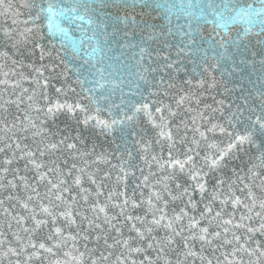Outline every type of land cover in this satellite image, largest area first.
<instances>
[{"label": "snow or ice", "instance_id": "1", "mask_svg": "<svg viewBox=\"0 0 264 264\" xmlns=\"http://www.w3.org/2000/svg\"><path fill=\"white\" fill-rule=\"evenodd\" d=\"M136 2L124 0L123 8L135 11ZM95 3L20 0L17 6L12 0H0V16L13 17L10 25L0 28L4 46L11 43L22 56L31 46L39 49L40 60L48 61L27 65L31 69L28 75L17 70L25 68L20 60L0 65L4 77L0 85L5 86L0 91V216L6 225V230L0 229V264H196L197 259L200 264H264V82L254 93L242 92L241 103H229L226 95L215 101V107L205 104L201 108L200 90L206 84L215 89V77L211 83L204 78L195 84L191 78L174 83L171 71H180V61L169 62L170 56L159 47H174L168 43L169 36L176 38L171 17L181 15L188 18V31L176 26L178 56L186 49L189 53L202 51L200 34L206 24L225 31L232 25H246L243 32H237L236 40L221 38L219 46L225 52L229 43L243 40L254 28L259 29L258 36H264V0H259V7L243 0H141L144 9L156 12L167 24L157 25L155 18L140 24L130 14L123 18L127 27L139 29L140 43L148 45L140 47L139 80L153 88L144 96L140 84L129 81L134 88L127 98L116 67L105 63L114 59L107 54L111 51L108 37L121 30L116 23L108 24L111 16L99 23L91 18ZM20 8L26 10L23 21L16 19L25 14ZM85 17L89 25H95L92 37L84 35L88 29L83 24H76ZM120 19L117 16L115 21ZM45 21L52 37H67L61 21L76 25L82 33L72 45L74 59L83 60L75 68L79 92L67 83L69 68L61 52H54L55 45L49 50L41 42L46 39ZM20 23L25 25L22 30ZM108 26L112 33H107ZM85 39L96 40V46L81 56ZM209 39L216 43L211 34ZM7 55L0 53V57ZM251 55L261 58L264 81V47ZM160 59L165 62L160 64ZM146 60L150 63L145 67ZM251 63L255 68V60ZM158 69L169 72L168 80L160 76L148 81L147 75ZM30 78L34 87L25 88L24 81ZM53 80L60 86L55 87ZM52 87L54 101L48 95ZM117 89L120 103H109ZM229 91L225 89V93ZM153 96L157 98L151 99ZM41 100L42 108L38 106ZM61 113L73 117L74 135L49 126V118L54 121ZM144 117L150 129L143 126ZM85 130L89 136L84 135ZM216 132L229 138L226 148L210 141ZM204 146L216 151L201 155ZM238 153L247 161L243 169L232 168L229 174L227 160L230 156L239 159ZM98 164L107 167L101 169ZM130 178L137 181L131 191ZM7 230H11V239ZM81 241L84 251L78 247ZM89 242L95 247L90 249ZM65 248L69 250L63 251ZM229 248L231 251L220 252L223 260L204 255L207 249L214 254ZM240 254L247 261L238 258Z\"/></svg>", "mask_w": 264, "mask_h": 264}, {"label": "water", "instance_id": "2", "mask_svg": "<svg viewBox=\"0 0 264 264\" xmlns=\"http://www.w3.org/2000/svg\"><path fill=\"white\" fill-rule=\"evenodd\" d=\"M123 2L124 0H96V3L93 5L96 9L95 13L92 15V19L96 20L97 23L100 22L101 19L107 20L109 16L113 18V20H109L108 24L111 25L112 23H116V26L121 30L115 33L114 36H109V45L111 47V51H108L109 57H114L111 61H105V63H112L116 67V74L122 79V83L120 84V88H122L124 93V98H127V95L131 93L132 89L134 88V84L130 85L129 81H134L135 83L140 84L141 91L144 96H148L149 91H152L153 88L151 84H146L145 81L139 80V74H141L142 69L138 66V61L140 58V47H148V45H144L140 43V33L139 29H133L135 26L133 25L131 28L127 27L123 23V18L127 15H135L137 18V22L140 24H143V21L145 19H148L151 23L153 21V18H155V23L160 26H164L167 24V21L163 19V17H157L156 12H149V10L143 8V4L141 3V0H137L135 5V11H133L131 8L124 9L123 8ZM130 2V0H129ZM245 4L252 3L254 7H259V0H243ZM12 3L19 6L20 0H12ZM101 3H103L104 6H101ZM19 11L21 13H25L24 15H21L19 17H16L18 21H23L27 19L26 10L23 8H20ZM81 14H83L81 12ZM119 16L121 19L119 22L115 21V18ZM12 16H0V28L10 25L12 21ZM88 17H85L84 21H77L76 24H83L84 28L88 29L84 35L86 37H92V29L95 27V25H89L87 23ZM188 20L187 17H184L181 15L179 19H177L175 16L171 17V28L173 30V35L176 36L175 39H173L171 36L168 37V43H171L174 45L173 48L168 49L165 45H160V49H162L163 53L170 56L169 62H174L179 60L180 63L177 65V67L180 69L179 72H176L175 70L171 71V76L174 78L173 82L177 84H182L185 80L191 78L193 80V84H195L196 80L200 78H204L208 81V83L212 82V77H215V81L217 83V87L215 89L208 88L207 84L205 85V89H201V96L200 99L202 101L200 107L203 108L205 104L212 105L213 107L216 106L215 101L224 99L225 96H230V99L228 100L229 103L235 102V103H241L242 102V96L241 93L252 91L253 93L259 89L260 84L264 81L261 80V73H260V57L255 56L253 57L251 53L253 51H257L258 49L264 47V36H258L259 29L254 28L252 32L248 34L247 37H245L243 40H237L236 43H229L227 47V52H225V49L223 47H220L219 44L221 42V38L224 40L232 41L236 40L237 32H243V29L246 27L245 24L240 23L237 25H232L229 27L228 31H225L223 28H215L214 26L210 24L203 25V32L200 34L204 38V43L200 45L202 51H198L196 53H189L187 49L184 53L177 55V48L175 45L179 44L180 42V35H179V29H177V25H181L184 29V31H188V24L186 21ZM47 22H44V28L43 32L46 37L45 40L41 41L45 47L49 50L52 49V45H55V51H60L62 54V58H64L68 63V80L67 83L71 84L73 87L77 89V92L80 91L79 86L75 84L76 80V74H75V68L79 67L81 63H83V60L81 59H74V54L72 51V45L74 41L79 42L81 37V32L76 29V25L69 24L67 22L61 21V27L67 29V37L61 36L57 34L56 37H52L49 33L47 27ZM30 26V25H29ZM16 27V26H13ZM18 27L22 30L25 25L20 23ZM113 28L111 26L107 27V33H112ZM124 32H128L129 35L127 37L124 36ZM216 32H219L220 35H216ZM209 34L214 37L216 43L213 44V40L209 39ZM0 35H2V32H0ZM147 36V33H145V37ZM49 40L51 43H49ZM96 40H99V37L96 38ZM96 40H90L85 39L83 41V44L81 46L80 55L84 56V53L86 51H90L92 47L96 46ZM185 43H187V37H184ZM61 42L63 43V47L61 45ZM199 42V37H198ZM101 46L103 47V41H100ZM139 45V46H136ZM239 45V48L237 47ZM107 50V49H106ZM149 51H151V48H149ZM7 52L6 57H0V65H3L7 62V64L11 65V59H17L23 62L25 65V68L23 69H17L18 71H23L25 75H28L29 72H31V69L27 67L29 64H36L39 66L40 64L48 63L47 59L40 60L39 59V49H33L31 46L28 47V49L25 52V55L22 56L15 48H12L11 43H9L6 47L4 46V43L2 40H0V53ZM207 52V55L204 53ZM223 57V58H221ZM85 59H89L90 62L94 63L95 61L91 60L89 57H84ZM255 60V68L253 67L251 61ZM195 61V63H193ZM241 61H244V63H240ZM165 61L163 59L159 60L160 64H163ZM144 66L146 67L150 61H144ZM123 65H127V67H123ZM216 65H219V67H216ZM156 64H153V67H156ZM187 69V71H185ZM195 69V71H193ZM7 68H4L3 71H7ZM129 72L132 73V75H129ZM34 75V74H33ZM160 76H163L165 80H168L169 78V72L168 71H161L158 69L156 73H150L147 75L148 81H153V77H155L157 80ZM11 78V77H10ZM3 75H0V80H3ZM154 82V81H153ZM63 83V81H62ZM52 84L55 87H59L60 84H57L55 80L52 81ZM253 84H255V87H253ZM23 86L25 88H32L34 87V84L32 83L31 78L29 80L24 81ZM91 85L85 84V87H90ZM4 85H0V91H3ZM229 89L230 91L228 93H225V89ZM10 90V86H9ZM195 90V89H194ZM48 95L53 101L57 98L54 87L50 88L48 90ZM69 96H71V93H69ZM7 98V96H6ZM14 99V97H12ZM157 97L153 96L151 99L155 100ZM121 99V91L120 89H117L114 96H112L109 103H116L119 104ZM165 102H170L169 100H165ZM39 107H44V102L41 100L38 104ZM102 106L104 105L102 101ZM195 107V105H193ZM183 112V110H181ZM185 118L187 116L185 115ZM40 119H43V114H40ZM144 120V127L147 129H150L151 126L147 124V117L143 118ZM177 120L173 121V124H175ZM48 124L50 127L55 130L56 128H59L61 130L65 131V134L67 135H74L73 128H75V123L73 120V117L71 114L68 113H61L58 114L55 120L53 121V118H49ZM66 125L70 127H66ZM78 130V129H77ZM231 130V129H230ZM85 136H89L88 130L84 131ZM189 135L191 136V132H189ZM100 141L103 140V138H99ZM214 140L215 143L218 145L220 149L226 148L229 138L219 132H216L210 137V141ZM91 142V141H89ZM99 150V149H98ZM214 152L215 149L209 150L206 146H204V151L201 152V155L204 154V152ZM239 159L232 158L231 156L227 160V168L225 169L226 172H229L230 169L236 168L237 171L244 168V164L247 161V157L243 154L238 153ZM113 163H116L117 161L113 160ZM98 166L101 169H105L107 166L104 164H98ZM141 167L143 165L141 164ZM155 167L153 168V171H155ZM145 174H147V169L145 170ZM230 174V172H229ZM241 174H243L241 172ZM137 176H139V172L136 173ZM114 179V177H113ZM234 179V177H233ZM137 181L135 178H130L128 181L129 185V191H131L132 186ZM110 183V182H109ZM86 187L88 185H85ZM238 195L240 193H237ZM197 199H199V196L197 195ZM219 202H217L218 205ZM175 206V205H174ZM202 207V206H201ZM231 210V207H229V211ZM242 210V209H241ZM239 216V211L237 212V217ZM0 229L6 230V225L4 222V217L0 216ZM14 230V229H13ZM9 231V239H11L10 231ZM257 239H261L259 235L256 237ZM83 241L80 242L78 247L80 248V251H84V248L82 247ZM71 245H69V248ZM88 247L91 249L95 247L94 243L89 242ZM68 248H65L63 251H68ZM196 250L199 251V245L197 244ZM231 251V249H221L219 251H216L214 254L211 249H207L204 252V255L209 256V258H212L213 255L220 256L221 251ZM73 255H77V253H73ZM243 258L245 261H247L248 257L244 254H240L238 258ZM59 258L63 259V253L60 254ZM14 259V258H13ZM70 259V258H69ZM87 259V257H86ZM220 259L223 260V257L220 256ZM231 259V257H229ZM5 264L7 262L5 261ZM196 264H200L199 259L196 260Z\"/></svg>", "mask_w": 264, "mask_h": 264}]
</instances>
